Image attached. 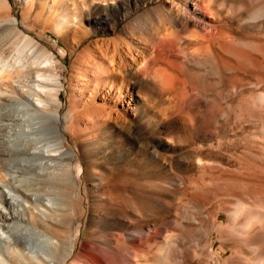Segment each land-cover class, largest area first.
<instances>
[{"label": "bare ground", "instance_id": "1", "mask_svg": "<svg viewBox=\"0 0 264 264\" xmlns=\"http://www.w3.org/2000/svg\"><path fill=\"white\" fill-rule=\"evenodd\" d=\"M86 1L81 0L84 5ZM122 1L124 0H120ZM200 1L202 4L195 6L205 13L204 10L208 9V5L204 0ZM30 2L32 4L33 0ZM77 3L73 0L75 9L79 10L80 5ZM5 4L4 0H0V7H5ZM196 9L194 8L193 11L195 12ZM185 11L187 12L182 6L177 8L183 20L188 19ZM263 13L264 5L252 11L250 15L253 18L256 16L254 18L256 19L259 14H261L259 17L264 16ZM60 15L62 20L69 22L65 10H62ZM17 22L15 18L0 19V41L5 36H11L17 42V44H0V115L5 120H10L6 126L9 128L8 132L0 136V264H125V260L128 259H125L124 249H132L135 246L139 248L146 242L143 241L145 238L150 241L156 236L151 235V229L146 227L131 229L129 222L135 220L134 217L154 215L156 209L158 214L170 212L171 206L163 200V185L148 180V173L155 171L161 165L162 158L156 149L151 150L142 137L139 127L133 122L134 119L136 121L135 117L143 107V100H148L145 97V90L154 85H150L151 82L148 81L143 83L132 81V67H127L128 69L125 67L128 63L125 54L129 55L132 51L131 43L124 46L119 42L107 43V39H95L83 45L79 53L81 60L75 68L76 75L73 74L74 78L70 81V97L74 98L73 101L76 100L78 104H90L91 108L88 111L87 107L88 112L83 116V112H78L74 107L76 105L71 104L62 115L59 89L63 86L61 74L65 65L47 46L35 43V39L30 34L19 29ZM96 22L98 27L93 30H84L80 25H66L63 36L65 39L69 37L73 44L65 45L74 48L90 33L108 28L107 18H100ZM2 23L6 26L2 27ZM247 46H243L246 49H241L231 45L229 51L235 63L227 66L231 65L232 69L242 70L246 77H251L252 80L244 83L234 82L230 87L232 91L246 87L256 94L253 97H246L245 101L241 102L242 105L234 110V115L242 126L247 125L251 130L258 128V135L255 138L264 149V46L260 47L258 44L256 46L247 44ZM229 51L227 50V53ZM151 53L152 50L147 52V54ZM42 61L49 64L44 66L40 63ZM141 62L137 61L138 67L144 69L146 64L142 67ZM219 62L216 61L217 64ZM138 67L136 69H139ZM166 77L167 75L165 78L163 75L168 82L170 76ZM170 81H172L171 77ZM166 82L160 81L156 87L159 98L162 97L164 90H168L165 89ZM170 85L172 87V84ZM31 94L37 96L35 101L28 98ZM43 95L46 99L41 98ZM19 98L26 101L25 109L16 106V99ZM12 104L16 105L6 106ZM177 122L173 117L164 124L168 128L175 129L178 127ZM181 124L193 128V124L188 120H183ZM207 130L200 129V136L214 134ZM104 136L108 137L110 146L120 148L132 138L135 145L131 144L129 147L139 153L148 154L154 164L150 165V168H145L137 163L132 170L116 168L106 174L90 170L88 161L84 168L77 156L90 154L97 156L105 153L107 150L104 149L102 142ZM159 140L168 142L164 137H160ZM65 143L69 146L70 152L66 151ZM24 156L42 160L39 164L31 165V176L24 175L21 169L27 168L21 162ZM74 159L79 166L76 174L72 170ZM190 162L198 163L200 166H214L211 162L196 157H192L189 164ZM259 163L260 165L253 163L256 171L247 175L235 174L232 171L233 173L229 172V175H218L219 179L212 182L195 180L194 187L200 191L204 202L207 201L209 206L215 201L218 202L216 213L212 214L215 225L212 226L215 227L217 237L224 242L220 253L233 251L223 264H264V156ZM86 182H89V192ZM4 185L15 191L20 189L24 191L26 198L23 203L21 202V206L27 214L26 223L21 220L20 213L14 206L8 205V201L4 198ZM35 195L45 196L46 203L32 197ZM85 200L89 204L88 209L82 206ZM206 206L205 204L196 206L192 202L187 206L186 211L189 219L194 220L195 214H200ZM222 214L226 215L225 225L223 222H218ZM83 218L89 223L85 234L81 233V223H78L79 229L73 232V223L82 222ZM106 218L109 221L103 224ZM108 225H114V228ZM26 236L43 247L46 253L43 258H37L33 253L30 255L25 253L26 242L23 237ZM190 240L193 241L191 238ZM104 241L108 245L110 242H115L116 247L113 252L103 247ZM169 246L170 249L173 247L183 250L177 242L170 243L168 248ZM238 247L247 248L257 258L252 260L238 253ZM192 250L197 256L196 250Z\"/></svg>", "mask_w": 264, "mask_h": 264}, {"label": "rangeland", "instance_id": "2", "mask_svg": "<svg viewBox=\"0 0 264 264\" xmlns=\"http://www.w3.org/2000/svg\"><path fill=\"white\" fill-rule=\"evenodd\" d=\"M4 1L6 4L5 7H0V19L15 18L18 21L19 29L30 34L35 39V43L47 46L64 63L65 69L61 74L63 86L59 89L62 115L71 104H73L72 106L76 105L75 109L78 112L82 111L83 116H86L85 114L91 108L90 104H78L76 100V102L73 101L74 98L70 97V81L76 75L75 68L81 60L79 53H81L83 45L95 39H107V43L119 42L124 46L131 43L132 53L125 54L128 59L125 67H132V81L137 80L141 83L148 81L151 82L150 85H154L145 90V97L148 100H143V107L138 111L135 117L136 121L134 119L133 122L139 127L142 137L149 144L151 150L156 149L162 158L161 165L158 164L159 169L148 173V180L163 185V200L171 206L169 207L170 212L158 214L156 209L154 215L142 216V218L134 217L135 220L129 222L131 229L146 227L151 229V235L156 236L150 241L145 238L143 241L146 242L139 248L135 246L132 249H124L125 259H128L125 260V264H223L233 251L227 250L226 253H220L224 242L217 237L213 222L218 202L215 201L209 206L207 201L204 202L203 197L200 196V191L195 189L194 183L196 181H216L219 179L218 175H229V172L233 173L232 171L235 174L247 175L256 171L253 163L260 165L259 161L264 156V149L258 142L259 140L255 138L258 135V128L251 130L247 125L242 126L240 122L236 121L234 115V110L242 105V101H245L248 96L253 97L256 92L246 87L237 89V92L232 91L230 85L234 82L244 83L252 79L246 77L247 75L242 70L232 69L231 65L227 66L235 63L229 51L231 45L241 49H246L247 44L264 46V16L259 17L261 15L259 14L257 15L259 18L254 19L256 16L253 18L250 15L252 11L264 5V0H204L208 5V9L204 10L205 13L197 8L202 4L200 0L196 2L195 0H124L122 2L120 0H87L85 5L81 0H76V3L78 2L77 4L80 5V11L75 9L73 0H33L32 4L30 0ZM181 6L187 10V12L185 11L188 16L187 20H183L180 17L181 14L177 12V8ZM194 8H197V12L193 11ZM62 10H65L69 16L68 23L62 20L60 15ZM171 11L172 13H170ZM100 18H107L108 28L90 33L74 48H68L65 45L66 43L73 44L69 37L65 39L63 36L66 25H80L84 30H93L98 27L96 20ZM1 26L5 27L6 24L2 23ZM158 35H162L161 38ZM13 39L11 36H5L1 39L0 44H17ZM225 44L228 48L225 47ZM243 46L245 47L243 48ZM220 47H225L226 51ZM149 50H152L151 54H147ZM123 53H125L124 50ZM213 57L214 59H212ZM134 58L136 59L134 60ZM214 60L215 62H213ZM137 61H142L140 66L146 64V66H142L146 71L138 67ZM210 61L212 62L210 63ZM40 63L44 66L49 64L45 61ZM132 64L137 65L139 69H136L137 67ZM210 66L215 68L212 70ZM144 72L149 73L146 75ZM158 72L166 73L172 81L169 82V77L166 82L164 79L166 75L164 73L159 75ZM159 80L162 82L164 80L167 86L165 89L169 90L163 89L165 94L162 93L163 90L160 92L162 93L161 100L157 96L159 92L156 88L160 83ZM28 98L35 101L37 96L31 94ZM41 98L46 99L44 95ZM16 102L17 105L6 106L14 107L13 105H16L20 109L27 107L23 98L16 99ZM173 117L178 121V127L175 129L166 127L164 123ZM183 120L190 121L194 129L183 126L181 124ZM8 122L10 120H5L1 116L0 136L8 132L9 128L6 127ZM200 129H208L207 131L214 134L206 137L200 136ZM104 137L102 142L104 149L107 150L105 153L97 156L95 154L77 156L84 168L88 161L90 170L106 174L116 168L132 170L137 166V163L145 168H150V165L154 164L148 154L139 153L136 149L129 147L131 144L135 145L132 138L128 141L129 143L124 144L125 147L123 145L120 148L110 146L108 137ZM160 137L167 138L168 142H161ZM65 145L66 151L70 152L67 143ZM192 157L211 162L216 167L200 166L198 163L191 164V162L189 164ZM41 161L31 156L22 157L21 162L27 167L21 168L24 175L31 176V165L39 164ZM77 167H79L78 163L74 159L72 162L74 174L77 173ZM39 172L43 173V171ZM87 187L89 192V182ZM3 193L8 205L12 204L15 210L20 213L21 220L26 223L27 214L21 206V202L23 203L26 198L24 191L22 189L15 191L4 185ZM32 197L46 203L45 196L35 195ZM192 202L196 206L207 205L204 211L195 214L196 220L189 219L186 212L187 206ZM82 206L88 209L89 204L85 200ZM81 208L80 210H82ZM218 220L225 225L226 215L222 214ZM107 221H109L108 218L103 221V224H107ZM78 223L82 224L81 233L84 235L89 223L85 218L82 219V222L75 221L72 225L73 232L79 229ZM108 226L114 228V225ZM190 238L194 240L191 241ZM23 239L26 242L25 253L29 255L33 253L37 258H43L46 253L42 246L27 236ZM173 242H177L180 249L183 250L173 249V247L170 249V246L168 248V245ZM103 247L113 252L116 244L110 242L108 245L104 241ZM192 249L196 250L197 256L192 252ZM237 250L238 253L246 255L252 260L257 258L247 248L238 247ZM169 257L170 259H167Z\"/></svg>", "mask_w": 264, "mask_h": 264}]
</instances>
